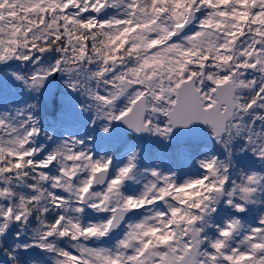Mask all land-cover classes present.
<instances>
[{
    "label": "snow or ice",
    "instance_id": "6c2138e0",
    "mask_svg": "<svg viewBox=\"0 0 264 264\" xmlns=\"http://www.w3.org/2000/svg\"><path fill=\"white\" fill-rule=\"evenodd\" d=\"M0 264H264V0H0Z\"/></svg>",
    "mask_w": 264,
    "mask_h": 264
}]
</instances>
